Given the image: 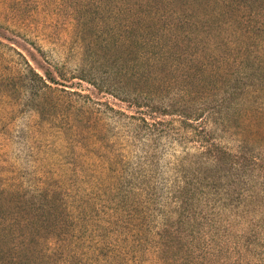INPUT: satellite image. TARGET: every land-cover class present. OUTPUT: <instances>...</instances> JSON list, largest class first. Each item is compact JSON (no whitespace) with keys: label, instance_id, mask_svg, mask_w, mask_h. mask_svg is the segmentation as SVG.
Masks as SVG:
<instances>
[{"label":"rangeland","instance_id":"1","mask_svg":"<svg viewBox=\"0 0 264 264\" xmlns=\"http://www.w3.org/2000/svg\"><path fill=\"white\" fill-rule=\"evenodd\" d=\"M249 10L238 0H0V221L28 224L26 236L8 224L4 232L19 246L42 251L30 233L48 238L56 232L52 220L66 216L83 250L105 243L127 253L125 264H152L149 234L178 207L177 186L194 194L178 211L196 219L227 202L225 192L235 198L248 188L253 180L228 184V164L214 146L232 155L246 151L229 129L236 124L229 106L239 92L245 54L239 48L255 41L243 23ZM261 14L252 21L264 23ZM142 38L145 48L138 46ZM263 53L250 59L261 85ZM29 68L50 73L51 89L39 92ZM137 76L158 90L170 114L161 115L156 102L148 108L125 101L122 81L130 79V92ZM211 111L223 120L217 130L212 123L199 132L198 121L178 122L186 112L193 119ZM138 112L163 123L144 135L134 120ZM142 183L150 199L141 214L144 242L124 245L121 212L114 209L123 201L134 216ZM127 228L133 234V221Z\"/></svg>","mask_w":264,"mask_h":264},{"label":"trees","instance_id":"2","mask_svg":"<svg viewBox=\"0 0 264 264\" xmlns=\"http://www.w3.org/2000/svg\"><path fill=\"white\" fill-rule=\"evenodd\" d=\"M238 1L246 8H250V14L243 15V23H245L246 31L254 35L255 41L239 48L240 54H245L239 71V92L229 106V112L236 116V124L229 129L238 132L239 144L240 141L243 142L246 151L244 154L238 152L237 155H232L222 151L221 147H214L218 153V159H223L228 164L227 177L230 186L236 180L253 181L245 183L244 187L248 188L235 193V198L229 193L230 191L225 192L224 195L228 197V201L214 203L211 205L212 209L209 210V213H200L199 219L178 211V208L182 209L185 202L192 203L194 194L188 187L177 186L174 189L173 204H178V207L174 206L168 213L163 214L161 228H157L149 234L148 246L154 248L152 264H264V102L262 99L264 87H257L261 85L262 81H257L254 64H251L250 60L253 52L264 51V23L252 21L261 12L263 13L261 16H264V0ZM256 3L261 5L260 8L255 6ZM73 13L75 17L80 18L76 8H74ZM243 35L246 36L247 34L244 33ZM171 36L172 34H169V38ZM157 39L160 44L163 43L162 39L156 36L155 40ZM141 43L138 46L145 48L143 44L148 45V40L142 38ZM165 43L164 41L161 45L164 47ZM126 69L128 67L124 65L118 68L120 77H125L124 71ZM29 72L34 76L39 92L44 89H51L50 83L55 80L50 73L46 72V77H44L32 68H29ZM135 79L136 77L131 83L133 89L130 92L126 89V83L128 84L130 79L122 81L125 83V88L123 87L120 95L126 99L125 101L130 106L140 105L139 107L146 106L148 108L151 102H156L161 115L170 114L164 110L165 108L161 104L163 96L159 97L160 99L157 98L159 96L158 90H153V87L148 84L142 86L143 83L138 76L137 80ZM125 89L126 91H124ZM257 98H261V102L258 101V103ZM186 113L181 115L184 118L178 122L194 127L190 120L198 121L199 132L203 131V127L210 126V123L214 124L215 130H217L221 125L220 122H223L222 119L218 120L221 116L214 117L213 111L209 112L208 116H202L203 112L197 113L198 116L193 119L187 116L190 115V112ZM138 115L137 118L134 117L136 127L140 128L144 135L151 133L155 124L163 123H149L142 113L138 112ZM224 162L216 166L224 165ZM180 183L178 182V184ZM148 190L149 186L146 183H142L141 187L138 188L135 201H133L136 212L134 216L124 209L123 201L118 202L114 209L116 214L121 212V218H118L119 231L121 229L119 239L124 245L126 242L133 241L140 246L144 242L141 214L146 207V201L149 203L150 200L147 195L144 197ZM219 191L220 189L217 188V194ZM174 215L177 216L175 220L172 218ZM111 221L110 219L107 223L111 225ZM132 221L134 232L130 234L127 227L131 225ZM52 222L55 223L53 224L56 229L52 236L47 238L32 233L28 236L33 244L35 243V246L42 250L38 251L31 246H19L13 240L15 236L12 237L10 233L4 232L5 229L9 230L6 227L8 224L17 227L16 229L19 232L22 231L26 236L23 230L28 228V224L19 222V226H16L10 224L11 222L6 219L0 221V264H38L41 262L42 264H88V261H91L92 264H105L108 261L110 264H125L127 253L113 250L115 247L108 248L105 243L100 246V242H98L96 245L89 246L88 251L83 250V246H80V239L76 238L75 232L69 228L72 222L70 217L63 216L59 220L55 218ZM62 226H67L68 229L62 231ZM173 227L175 230H171ZM76 232L78 233L77 230Z\"/></svg>","mask_w":264,"mask_h":264}]
</instances>
